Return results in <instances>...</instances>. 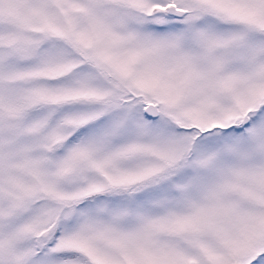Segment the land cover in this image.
<instances>
[{
  "label": "snow or ice",
  "instance_id": "snow-or-ice-1",
  "mask_svg": "<svg viewBox=\"0 0 264 264\" xmlns=\"http://www.w3.org/2000/svg\"><path fill=\"white\" fill-rule=\"evenodd\" d=\"M0 264H264V0H0Z\"/></svg>",
  "mask_w": 264,
  "mask_h": 264
}]
</instances>
